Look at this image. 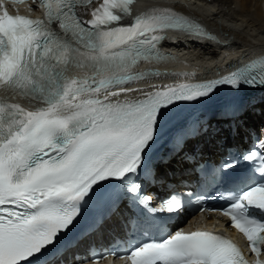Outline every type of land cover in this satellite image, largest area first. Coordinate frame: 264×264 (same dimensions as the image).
Instances as JSON below:
<instances>
[{
	"label": "snow or ice",
	"instance_id": "obj_1",
	"mask_svg": "<svg viewBox=\"0 0 264 264\" xmlns=\"http://www.w3.org/2000/svg\"><path fill=\"white\" fill-rule=\"evenodd\" d=\"M86 2L91 0H39L44 19L0 13V89L38 105L26 110L0 102V264H31L70 231L92 201L126 198L131 205L146 206L151 197L141 194L136 177L148 182L154 178L147 153L165 111L176 102L209 97L220 85L234 90L264 87V75L234 72L203 84L147 92L136 101L113 100L134 91L128 85L144 78L121 75L117 69L126 73L140 59L160 58L157 45L167 36L159 33L179 31L197 39L206 33L198 24L167 13L137 17L128 28L118 26L124 15H131L134 0H103L92 19L82 21L76 7ZM73 66L113 75L69 78L66 73ZM245 162L253 175L264 177L261 149L229 154L216 170L217 180ZM181 207L172 197L149 210L173 213ZM218 210L230 217V226L259 257L264 183L250 184ZM54 254L62 253L55 249ZM129 258L131 264H247L238 246L205 231L177 230L162 241L137 246Z\"/></svg>",
	"mask_w": 264,
	"mask_h": 264
},
{
	"label": "bare ground",
	"instance_id": "obj_2",
	"mask_svg": "<svg viewBox=\"0 0 264 264\" xmlns=\"http://www.w3.org/2000/svg\"><path fill=\"white\" fill-rule=\"evenodd\" d=\"M132 7L135 9L143 7L178 10L202 21L214 33L211 41L197 39L189 41L178 38L163 44L166 48L177 52L182 60L189 63H201L207 68L212 63H216L218 57L231 59V62H234V59L239 57V60H242L245 55L251 52H255V55H263L264 0H134ZM227 41L236 45L235 50L231 53L216 47V44ZM208 68L206 70L209 71ZM151 70L170 73L174 72L175 68L166 66ZM176 77H172V80ZM167 79L156 77L151 81L138 82L139 88L136 91H144L150 83H163ZM262 89L264 90V87ZM131 93L132 91L119 97L110 98L115 100ZM238 121L240 122H236V132L232 139H229L227 132L222 134L226 138L225 145L241 142V137L246 134L245 127L252 126L256 129L264 127V99L262 102L251 106L238 118ZM198 144L203 153H210L217 161V153H215L217 146L214 145L213 139L206 140L202 137ZM186 169L187 164L181 158L159 168L164 178L169 179L171 177L175 181L179 179L176 176ZM211 220L218 221L220 225H224V221H226L224 217L207 216V221Z\"/></svg>",
	"mask_w": 264,
	"mask_h": 264
}]
</instances>
